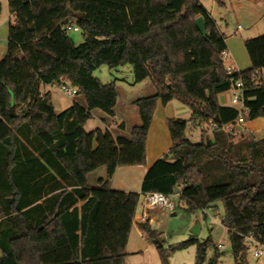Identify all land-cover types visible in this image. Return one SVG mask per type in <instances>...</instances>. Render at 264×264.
Segmentation results:
<instances>
[{"label":"trees","instance_id":"trees-1","mask_svg":"<svg viewBox=\"0 0 264 264\" xmlns=\"http://www.w3.org/2000/svg\"><path fill=\"white\" fill-rule=\"evenodd\" d=\"M8 6L15 22L0 57V223L13 234L0 232V264H126L140 195L151 191L179 195L193 214L221 201L235 264H249V237L264 245V137L224 130L238 109L221 105L219 95L241 80L245 122L264 117V34L244 41L251 66L235 71L225 65L226 36L200 0H8ZM200 16L206 35L196 25ZM67 26L82 30L81 44ZM127 64L136 82L149 78L156 89L134 101L141 124L129 137L87 132L94 110L114 116L118 102L116 85L94 72ZM62 79L84 103L57 113L42 86ZM175 99L191 109L202 138L210 130L213 137L193 142L186 120L168 119L172 145L146 172L141 192L112 189L119 167L146 164L158 102ZM101 167L106 177L89 186V174ZM142 227L162 264L191 245L195 264H206L210 238L166 246L156 230ZM220 256L217 246L208 264Z\"/></svg>","mask_w":264,"mask_h":264},{"label":"rangeland","instance_id":"rangeland-1","mask_svg":"<svg viewBox=\"0 0 264 264\" xmlns=\"http://www.w3.org/2000/svg\"><path fill=\"white\" fill-rule=\"evenodd\" d=\"M3 3V8L0 14V55L7 50V36L9 25L13 22L10 19V11L8 7V0H0ZM200 2L208 9L214 6V19L220 26L221 31L225 34L227 39V53L228 57L225 58V65L230 67L234 59L237 61V66L240 69H246L251 66V62L246 51L244 41L264 34V0H200ZM70 37L76 45L84 41L82 30L70 31ZM4 53V55H5ZM94 76L102 83H114L118 91V103L115 107V115L109 116L102 112L100 109L93 111L92 117L87 121L84 128L86 131H92L95 128L102 127L111 131L114 137L118 135L129 137L131 130L134 126L140 125L141 120L135 122L134 112L139 110L135 100L152 96L156 93V89L149 78L136 82L134 71L131 65L119 66L115 69H110L107 65H103L94 72ZM42 89L49 90L52 96L55 110L60 113L70 107L75 101L84 103L81 96L70 97L63 93L55 85H43ZM232 91H226L223 95L231 96ZM162 103L159 101L155 109L154 116L157 119L167 117L166 122L170 118L183 119L188 122L187 136L193 142H198L201 139L212 138V132L208 131L203 136L201 128L192 127L191 119L193 117L191 109L179 100H172L167 110H163ZM164 106V105H163ZM133 112V113H132ZM153 116V118H154ZM153 120V119H152ZM118 122V125L115 123ZM251 125L264 122V117L259 118ZM126 123V128L122 129L120 124ZM152 123V122H151ZM136 124V125H135ZM240 130V127L237 128ZM242 132V131H241ZM241 132L236 133L240 135ZM169 151V149H168ZM168 151L165 153L167 154ZM164 154V155H165ZM101 177H106V168L101 167L89 174V186L94 187L97 185V180ZM179 196V195H178ZM143 198L140 196L139 207H142ZM215 208H207L204 211L191 213L186 205L178 206L174 211L163 210V215L159 209L153 212L158 216L155 227L159 232H163L165 236L161 239L164 240L166 246L177 245L185 240L190 239L192 236L196 237L199 242H204L211 239L212 245L207 250L206 264L215 253V247L221 245L219 253L221 254L218 264H235V258L232 252L231 241L227 232V228L223 225L222 220L224 217L223 205L221 201L214 203ZM199 223L200 230L198 235L191 232V228ZM0 232L13 234L11 225L5 221L0 223ZM149 248V255L146 264H160L159 253L156 246L151 242ZM260 248L264 250V245H257L254 248L252 245L247 253V259L251 264L256 262L254 250ZM133 249L131 244L130 250ZM197 245H191L186 249L175 250L170 255V264H195L196 262ZM151 253V254H150ZM2 251L0 249V256ZM133 261V262H132ZM135 259H130L129 264H138ZM127 264V262H126Z\"/></svg>","mask_w":264,"mask_h":264},{"label":"crops","instance_id":"crops-1","mask_svg":"<svg viewBox=\"0 0 264 264\" xmlns=\"http://www.w3.org/2000/svg\"><path fill=\"white\" fill-rule=\"evenodd\" d=\"M216 1V0H215ZM204 6V5H203ZM9 7V6H8ZM205 7V6H204ZM2 8H3V3H2ZM207 12L210 14L211 17L214 18L213 11H214V6L210 9L206 8ZM14 19L11 24H14L15 22V16L14 14L10 13V19ZM227 43V39H226ZM228 48V46H227ZM4 53L0 55V57L4 56ZM233 66L235 71H244L246 69H240L237 66V61L234 59ZM250 68V67H249ZM263 78H264V71H263ZM43 92H50L49 90H43ZM51 93V92H50ZM224 93H221L219 95V102L223 106H228V107H235L231 103V96L229 97L228 95H223ZM53 103V102H52ZM118 103V102H117ZM170 103H167L166 105H162L163 110H167L170 106ZM54 105V103H53ZM55 108V106H54ZM158 109V108H156ZM134 112V113H133ZM132 113L134 114V119L135 122L138 121V118L140 120V117L138 116V111H133ZM164 118L162 119H157L155 116L152 120V123L150 125L149 131H148V136H147V142H146V164L145 165H134V166H122L119 167L113 178L111 179L110 186L112 189L115 190H122V191H127V192H141V187H142V181L143 178L150 168V166L159 158H161L167 151L170 149L172 145V140L170 136V132L167 126L166 119L167 117L163 116ZM259 119V118H257ZM257 119L251 120L249 122H245L240 126L239 132L243 133H252L255 135L257 138H263L264 137V122L257 123V125H251L253 122ZM115 123L118 125V122L115 121ZM123 124L126 126V123L123 122ZM136 125V124H135ZM137 126V125H136ZM193 127V125H192ZM102 130H105V128L98 127ZM126 128V127H125ZM124 128V129H125ZM88 132V131H87ZM212 132V130H210ZM201 135V133H200ZM104 178V177H103ZM155 209H150L147 211V221H142L141 217L144 211L143 207H138L136 209V216L134 218L133 222V227L131 229L126 251L128 253L127 256V264H129L130 259H135L138 264H146L145 260H147V257L149 255V248L151 246V239L148 236V233L144 230L142 227L143 224H148L152 229L156 230L157 233L159 234V237L162 238L164 235L163 232H159L158 229L154 226L155 223H157L158 216L153 212ZM163 215V210L159 209ZM133 246V249L130 250V246ZM151 254V253H150ZM160 257V256H159ZM256 262L254 264H264V250L263 253L260 257H256ZM133 262V261H132ZM248 263L251 264L248 260ZM160 264L161 259H160Z\"/></svg>","mask_w":264,"mask_h":264},{"label":"built area","instance_id":"built-area-1","mask_svg":"<svg viewBox=\"0 0 264 264\" xmlns=\"http://www.w3.org/2000/svg\"><path fill=\"white\" fill-rule=\"evenodd\" d=\"M67 30L70 31H79V28L76 26H67ZM224 57H228L227 51L223 53ZM229 70H234L233 66L228 67ZM57 86L63 93L67 96L75 97L78 95V88L74 86L70 81L62 79ZM231 103L238 109L237 118L228 123L223 127L226 131H232L235 134L239 132L237 128H239L242 124L245 123L246 116L249 113V108L245 104V95H244V84L240 80L233 86L231 89ZM213 129L215 125L212 124ZM143 198L142 207L144 208L141 220L147 221V211L150 209H162V210H170L174 211L178 206L184 205V202L180 199L177 194H165L162 192L151 191L141 193ZM250 244L254 248L260 244L257 239L253 236L249 237ZM221 245H218L220 247ZM263 253V250L257 248L254 250V256L260 257Z\"/></svg>","mask_w":264,"mask_h":264},{"label":"water","instance_id":"water-1","mask_svg":"<svg viewBox=\"0 0 264 264\" xmlns=\"http://www.w3.org/2000/svg\"><path fill=\"white\" fill-rule=\"evenodd\" d=\"M74 15H75L76 17H80V16H81V13H77V14H74ZM196 25H197L198 29L201 31V33H202L203 35H206V29H205L204 19H203L202 16H200V17H198V18L196 19ZM10 110H11L12 115H15V113H14V108L11 107ZM199 230H200V225H199V223L197 222V223L191 228V232H192V234H194V235H198Z\"/></svg>","mask_w":264,"mask_h":264}]
</instances>
